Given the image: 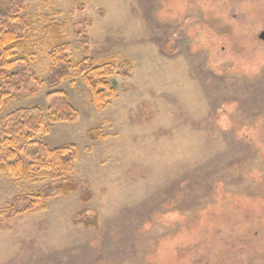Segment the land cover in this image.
I'll list each match as a JSON object with an SVG mask.
<instances>
[{
    "label": "rangeland",
    "instance_id": "rangeland-1",
    "mask_svg": "<svg viewBox=\"0 0 264 264\" xmlns=\"http://www.w3.org/2000/svg\"><path fill=\"white\" fill-rule=\"evenodd\" d=\"M23 12L42 78L59 23L72 58L132 71L110 77L102 110L78 77L55 87L77 117L32 139L77 147L76 188L0 171L2 213L50 193L43 210L3 214L0 264H264V0H28ZM47 89L18 93L0 130L16 108L45 113Z\"/></svg>",
    "mask_w": 264,
    "mask_h": 264
},
{
    "label": "trees",
    "instance_id": "trees-1",
    "mask_svg": "<svg viewBox=\"0 0 264 264\" xmlns=\"http://www.w3.org/2000/svg\"><path fill=\"white\" fill-rule=\"evenodd\" d=\"M27 1L0 0V112L18 93L34 95L44 85L48 88L44 94L47 106L45 113L32 106L19 107L4 115L0 130V171L10 178L32 183L47 180L45 186L51 191L70 185L75 189L73 183L65 182L71 180L77 147L73 143L48 146L32 139V134L46 130V123H70L76 119V108L64 90L55 88L57 85L71 77L82 79L90 91L92 104L102 110L115 96L110 77L128 76L132 62L107 57L98 62L87 57L74 59L69 43L60 32V23L52 24L48 27L52 39L45 55L48 72L42 78L35 72L39 52L33 38V19L23 12ZM82 42L86 50V42ZM97 133H90L89 137L96 138ZM45 193L40 190L17 195L7 202V212L0 211V219L3 214L9 220L17 214L43 210L50 195Z\"/></svg>",
    "mask_w": 264,
    "mask_h": 264
},
{
    "label": "water",
    "instance_id": "water-1",
    "mask_svg": "<svg viewBox=\"0 0 264 264\" xmlns=\"http://www.w3.org/2000/svg\"><path fill=\"white\" fill-rule=\"evenodd\" d=\"M259 38L262 40L264 39V30L260 33Z\"/></svg>",
    "mask_w": 264,
    "mask_h": 264
}]
</instances>
